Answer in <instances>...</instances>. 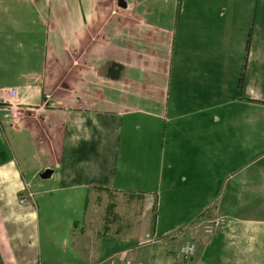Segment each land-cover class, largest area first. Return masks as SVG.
<instances>
[{
	"label": "crops",
	"instance_id": "crops-1",
	"mask_svg": "<svg viewBox=\"0 0 264 264\" xmlns=\"http://www.w3.org/2000/svg\"><path fill=\"white\" fill-rule=\"evenodd\" d=\"M19 1L0 52L34 66L0 56L21 102L0 111V264H264V0ZM103 195L130 200L124 227L90 228Z\"/></svg>",
	"mask_w": 264,
	"mask_h": 264
},
{
	"label": "rangeland",
	"instance_id": "rangeland-1",
	"mask_svg": "<svg viewBox=\"0 0 264 264\" xmlns=\"http://www.w3.org/2000/svg\"><path fill=\"white\" fill-rule=\"evenodd\" d=\"M4 2L6 3V5H8L10 8L11 7H16V9H13L12 11H11V13H14V14H17V13H19V14H23V15H25L26 14V12H29L30 11V9H34L33 8V6H32V3L30 2V1H26L25 2V4H22L19 0H4ZM151 6H153V7H151V8H153V9H158V8H162V9H166V8H169V6H168V4H166L163 0H156V1H150V2H148ZM19 9V10H18ZM169 12H171V15H174L175 13H174V11H169ZM22 16V15H21ZM23 17H25V16H23ZM26 18V17H25ZM251 31H252V28H251ZM14 40V44H13V41ZM0 43H2V41L0 40ZM17 43L19 44L20 42H18V40L17 39H12V40H8L7 42H5V44H4V49L2 50V52H4V53H6L9 49H11V47H13V46H16L17 45ZM18 50V48L17 49H15L12 53H15L16 51ZM4 53H1L0 52V56L2 55V63L5 65V66H2V68L4 69V70H9V68H11V77H14V76H16V74L17 73H19L21 70H23V68L24 67H33L34 66V64H28V65H22L21 64V61H20V59L18 58V56H19V54L18 53H16L15 55H10V54H4ZM16 56V57H15ZM1 80H8V77H3L2 76V72L0 71V81ZM21 117V116H20ZM20 117H18V119L20 118ZM58 194L57 193H55L54 195H52V197H54V198H56V200H60V201H62V200H64L67 196H65V195H61V196H57ZM88 203L90 204V197L91 196H93V192H88ZM49 197H51V196H49V195H44V197H42L41 195H39V199L40 200H43V199H47V198H49ZM51 197V199H53ZM105 199V196L103 195L102 196V200L101 201H99V206H100V208L102 209V214H101V218H100V221H95V219H94V217H93V219H91V226H90V228L91 229H101L102 230V223H103V220H104V218H105V214H106V212H107V207H105L106 206V204L107 203H104L103 202V200ZM114 199H116L117 200V202H118V204L116 205V203L115 202H113V205H112V208H113V211L114 212H116L118 215H117V217H116V221L118 222V223H116V222H114V221H112L111 222V225H110V230L112 231L113 229H114V227H115V225H116V227H118L119 225L121 226V227H124L125 225V222L127 221V218L129 217V214L132 212V210L130 209V205H127V204H129V199L127 198V197H120V198H113V197H107V200H108V203L110 202L111 203V201L110 200H114ZM135 204H137V200H135V202H134ZM259 204V201H257L256 202V205H258ZM109 205V204H108ZM205 205L206 204H202L201 205V208H199V210H201V209H203L204 207H205ZM214 204H208L207 206H206V209H210V207H212V208H214ZM249 206H251V207H253V205L251 204V205H249ZM254 208V207H253ZM71 210H73V208H71ZM92 209H91V213H92ZM254 215L257 217V214H256V212L254 211ZM81 214H79V213H75L74 214V216H77L78 218H80L81 216H80ZM134 215V214H133ZM251 215V214H250ZM109 216L111 217V218H113L114 216L112 215V214H109ZM175 218H176V216H174ZM175 220V219H174ZM82 224H80V226H81Z\"/></svg>",
	"mask_w": 264,
	"mask_h": 264
},
{
	"label": "built area",
	"instance_id": "built-area-1",
	"mask_svg": "<svg viewBox=\"0 0 264 264\" xmlns=\"http://www.w3.org/2000/svg\"><path fill=\"white\" fill-rule=\"evenodd\" d=\"M17 92L15 88L4 89L0 93V111H3L6 115L10 116L12 121H17L18 117L21 116L20 105L21 102L13 100L11 97ZM20 199L25 200L28 196L32 197L33 193L28 192L26 194H21ZM226 218L224 216H219L214 220H209L202 224V230L206 233H212L217 230H222L226 226ZM194 250V245L187 244L179 252L178 256H189Z\"/></svg>",
	"mask_w": 264,
	"mask_h": 264
},
{
	"label": "trees",
	"instance_id": "trees-1",
	"mask_svg": "<svg viewBox=\"0 0 264 264\" xmlns=\"http://www.w3.org/2000/svg\"><path fill=\"white\" fill-rule=\"evenodd\" d=\"M112 205H113V202H111L107 207L106 218H107V215L112 214L114 216L113 218H115V220H116V217L118 214L113 211ZM154 208H155V205H154ZM154 217H155V214H154ZM110 221H111V219H109V217H108V222H110ZM121 226L119 225L117 228L120 229Z\"/></svg>",
	"mask_w": 264,
	"mask_h": 264
}]
</instances>
